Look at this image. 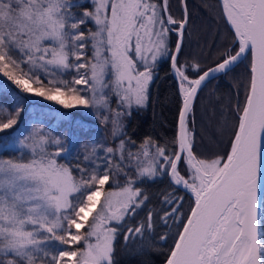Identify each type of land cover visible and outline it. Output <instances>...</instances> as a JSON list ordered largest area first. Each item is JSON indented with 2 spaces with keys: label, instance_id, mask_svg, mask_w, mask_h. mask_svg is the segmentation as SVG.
<instances>
[{
  "label": "snow or ice",
  "instance_id": "snow-or-ice-1",
  "mask_svg": "<svg viewBox=\"0 0 264 264\" xmlns=\"http://www.w3.org/2000/svg\"><path fill=\"white\" fill-rule=\"evenodd\" d=\"M176 7L0 0V95L10 98L0 102V264H116L121 235L125 247L139 241L138 254L164 249L163 264H264V0H220L228 35L206 70L181 62L191 11L188 0ZM165 62L178 82L177 133L137 142L123 118L148 105ZM226 77L227 138L204 156L195 104ZM29 105L86 110L118 142L71 157L55 129L26 119ZM156 183L150 207L145 186Z\"/></svg>",
  "mask_w": 264,
  "mask_h": 264
},
{
  "label": "trees",
  "instance_id": "trees-1",
  "mask_svg": "<svg viewBox=\"0 0 264 264\" xmlns=\"http://www.w3.org/2000/svg\"><path fill=\"white\" fill-rule=\"evenodd\" d=\"M171 4L173 14L179 15L176 7L177 0H171ZM188 5L191 11V34L186 39L184 56L181 57V62L185 58L195 57L200 61L201 67L206 70L213 65L217 48L228 35L227 25L220 16L219 0H188ZM242 71L243 69L239 68L233 75L239 76ZM232 84V77L212 80L199 93L195 104V132L198 145L197 151L204 156L223 151L222 141L227 138V130H224V135L221 134L224 122L221 110L223 108L225 115L227 114L226 106L234 93ZM0 102L10 103V98L6 94L0 95ZM232 103L234 104V100H232ZM179 106L178 83L170 71L169 63H162L158 69V78L151 86L150 102L145 108L133 110L131 115L124 120L127 135L137 142L145 136H152L161 143L171 142L177 133ZM71 113L70 111V118L61 119L58 124L59 118L54 109L41 105L35 107L29 105L26 119L42 120L46 127L53 123L57 127L60 125L61 128L68 123L64 120L70 121L74 117L75 123L73 125L81 134L86 136L90 132L96 134L102 132V127L98 121L84 113L76 112L81 114L79 115L80 118ZM78 119L80 120L78 121ZM3 135L0 134V136ZM0 145H2V142H0ZM0 154L8 155L9 153L3 152ZM145 187L147 193L152 197L149 205L151 207L157 204L159 190L164 185L156 183ZM190 201L189 196L185 201L186 208ZM144 214V212H141L140 216ZM138 245L139 241L136 244L130 242L125 247L122 235L119 236L115 242L114 259L116 264H163L165 259L164 249L159 246L149 248L145 245V251L138 254Z\"/></svg>",
  "mask_w": 264,
  "mask_h": 264
},
{
  "label": "rangeland",
  "instance_id": "rangeland-1",
  "mask_svg": "<svg viewBox=\"0 0 264 264\" xmlns=\"http://www.w3.org/2000/svg\"><path fill=\"white\" fill-rule=\"evenodd\" d=\"M114 99V98H113ZM112 108L114 109L116 107L115 102L112 103ZM65 112H63L64 114L62 115L61 113L57 112L56 110H54V112L58 115V124L61 121V119H65L66 117L70 118V111L74 114H76V116L78 118H80L79 113H84L85 115H87L88 117L93 118L94 120L98 121L94 116L88 114V112L85 111H79L76 109L73 110H64ZM76 112H79L78 114ZM71 113V114H72ZM73 117V116H72ZM128 116L123 118V123L125 118H127ZM80 119H78L79 121ZM64 121H68V123H66L63 127L60 128V125H58L59 127L55 126L53 123L49 124V127L55 130H58L56 133L60 134L64 137L67 146L70 149V156L71 157H75L77 155H88L91 152V148L92 145L94 144H103L106 146H115V144L118 141H115L112 137V128L111 125H101L100 122L98 121V123L101 125L102 127V132L96 134V133H89L88 135H83L81 134V132L79 130H77L75 128V126L73 125L74 122V117L69 120H64ZM57 124V123H56ZM104 126V128H103Z\"/></svg>",
  "mask_w": 264,
  "mask_h": 264
},
{
  "label": "water",
  "instance_id": "water-1",
  "mask_svg": "<svg viewBox=\"0 0 264 264\" xmlns=\"http://www.w3.org/2000/svg\"><path fill=\"white\" fill-rule=\"evenodd\" d=\"M219 2H220V0H219ZM174 76V75H173ZM177 81V80H176ZM178 83V82H177Z\"/></svg>",
  "mask_w": 264,
  "mask_h": 264
}]
</instances>
